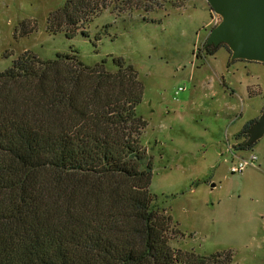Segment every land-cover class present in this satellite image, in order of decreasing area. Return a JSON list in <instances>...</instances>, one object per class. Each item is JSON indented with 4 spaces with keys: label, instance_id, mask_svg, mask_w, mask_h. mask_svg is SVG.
<instances>
[{
    "label": "trees",
    "instance_id": "1",
    "mask_svg": "<svg viewBox=\"0 0 264 264\" xmlns=\"http://www.w3.org/2000/svg\"><path fill=\"white\" fill-rule=\"evenodd\" d=\"M111 1L67 0L48 28L89 36L87 22ZM113 61L116 71L75 50H25L0 70V264H232L230 251L172 246L179 229L150 190L141 140L144 84L123 57Z\"/></svg>",
    "mask_w": 264,
    "mask_h": 264
},
{
    "label": "rangeland",
    "instance_id": "2",
    "mask_svg": "<svg viewBox=\"0 0 264 264\" xmlns=\"http://www.w3.org/2000/svg\"><path fill=\"white\" fill-rule=\"evenodd\" d=\"M66 1L0 0V70L25 50L42 59L75 50L91 66L108 58L112 71L123 57L144 84L141 140L153 161L150 190L179 229L172 246L264 264V136L236 147L264 109V63L233 61L225 45L205 52L221 21L207 0H113L87 22L89 36L72 38L48 28ZM234 153H257L258 165L233 173Z\"/></svg>",
    "mask_w": 264,
    "mask_h": 264
},
{
    "label": "water",
    "instance_id": "3",
    "mask_svg": "<svg viewBox=\"0 0 264 264\" xmlns=\"http://www.w3.org/2000/svg\"><path fill=\"white\" fill-rule=\"evenodd\" d=\"M221 17L209 33L205 47L228 45L231 58L264 63V0H207ZM243 146L251 147L264 136V109L246 130Z\"/></svg>",
    "mask_w": 264,
    "mask_h": 264
},
{
    "label": "built area",
    "instance_id": "4",
    "mask_svg": "<svg viewBox=\"0 0 264 264\" xmlns=\"http://www.w3.org/2000/svg\"><path fill=\"white\" fill-rule=\"evenodd\" d=\"M218 17L216 18V22H218ZM184 88L180 87L176 93L178 94ZM260 157L257 153H251L250 156H241L234 153L233 160L230 166L231 172L233 173H243L246 168L249 166H257Z\"/></svg>",
    "mask_w": 264,
    "mask_h": 264
}]
</instances>
